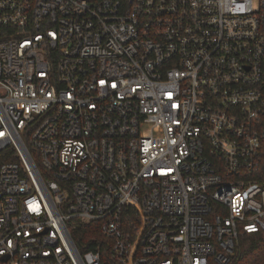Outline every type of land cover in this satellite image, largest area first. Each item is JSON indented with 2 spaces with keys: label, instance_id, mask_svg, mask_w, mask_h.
Returning <instances> with one entry per match:
<instances>
[{
  "label": "built area",
  "instance_id": "2783aa9c",
  "mask_svg": "<svg viewBox=\"0 0 264 264\" xmlns=\"http://www.w3.org/2000/svg\"><path fill=\"white\" fill-rule=\"evenodd\" d=\"M261 231L264 0H0V264H232Z\"/></svg>",
  "mask_w": 264,
  "mask_h": 264
},
{
  "label": "trees",
  "instance_id": "16d2710c",
  "mask_svg": "<svg viewBox=\"0 0 264 264\" xmlns=\"http://www.w3.org/2000/svg\"><path fill=\"white\" fill-rule=\"evenodd\" d=\"M80 250H100L106 239L98 223H88L73 231ZM232 264H264V231L246 233L239 237Z\"/></svg>",
  "mask_w": 264,
  "mask_h": 264
}]
</instances>
